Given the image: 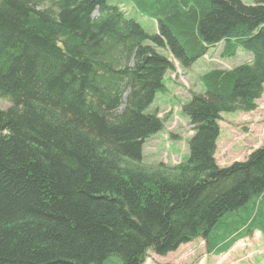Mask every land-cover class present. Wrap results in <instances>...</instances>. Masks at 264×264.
Here are the masks:
<instances>
[{
	"label": "trees",
	"instance_id": "16d2710c",
	"mask_svg": "<svg viewBox=\"0 0 264 264\" xmlns=\"http://www.w3.org/2000/svg\"><path fill=\"white\" fill-rule=\"evenodd\" d=\"M128 1L156 34L108 0H0V264H144L198 237L221 255L264 236V141L228 167L214 157L221 113L264 91V0ZM221 43L250 59L206 71L182 104L186 159L143 164L175 69L157 48L186 69Z\"/></svg>",
	"mask_w": 264,
	"mask_h": 264
},
{
	"label": "rangeland",
	"instance_id": "374dc122",
	"mask_svg": "<svg viewBox=\"0 0 264 264\" xmlns=\"http://www.w3.org/2000/svg\"><path fill=\"white\" fill-rule=\"evenodd\" d=\"M251 5L255 0H242ZM109 5H118L127 17H133L150 35L158 31L154 19L137 13L128 0H108ZM96 14V13H95ZM147 44H151L149 41ZM222 43L211 47L189 68H180L177 60L164 48L157 52L168 56L175 69L165 74V89L155 95L149 111L158 112L164 120V129L147 139L143 145L142 163L167 166L177 165L188 155V139L193 134L192 126L182 113L181 107L191 92H202L200 77L212 68L230 69L250 59V53L239 49L234 57L223 58ZM8 100L0 97V108L7 109ZM219 136L216 142L215 160L219 167H228L235 161H245L252 151L264 141V91L256 100L253 111L221 113ZM264 237L254 231L249 237L239 240L225 254L213 255L206 252L201 237L181 245L165 257L148 252L144 264H264ZM104 264H120L118 257H110Z\"/></svg>",
	"mask_w": 264,
	"mask_h": 264
},
{
	"label": "crops",
	"instance_id": "0c3cea01",
	"mask_svg": "<svg viewBox=\"0 0 264 264\" xmlns=\"http://www.w3.org/2000/svg\"><path fill=\"white\" fill-rule=\"evenodd\" d=\"M250 57V56H249Z\"/></svg>",
	"mask_w": 264,
	"mask_h": 264
}]
</instances>
